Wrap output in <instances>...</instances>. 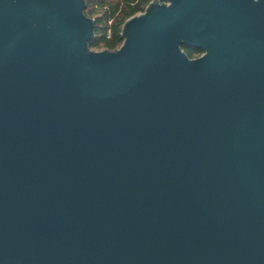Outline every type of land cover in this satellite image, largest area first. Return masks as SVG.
Here are the masks:
<instances>
[{
    "label": "water",
    "instance_id": "obj_1",
    "mask_svg": "<svg viewBox=\"0 0 264 264\" xmlns=\"http://www.w3.org/2000/svg\"><path fill=\"white\" fill-rule=\"evenodd\" d=\"M86 6L0 0V264H264V0Z\"/></svg>",
    "mask_w": 264,
    "mask_h": 264
},
{
    "label": "trees",
    "instance_id": "obj_2",
    "mask_svg": "<svg viewBox=\"0 0 264 264\" xmlns=\"http://www.w3.org/2000/svg\"><path fill=\"white\" fill-rule=\"evenodd\" d=\"M151 0H86L85 12L96 20L95 37L90 41L92 49L119 48L123 42L121 30L131 16L143 12ZM186 51V50H185ZM186 53L192 58V54Z\"/></svg>",
    "mask_w": 264,
    "mask_h": 264
},
{
    "label": "flooded vegetation",
    "instance_id": "obj_3",
    "mask_svg": "<svg viewBox=\"0 0 264 264\" xmlns=\"http://www.w3.org/2000/svg\"><path fill=\"white\" fill-rule=\"evenodd\" d=\"M184 49L192 54V56H193L192 58H197V57H200V56L205 54V50L202 49V48H197V47L188 48V47H184Z\"/></svg>",
    "mask_w": 264,
    "mask_h": 264
},
{
    "label": "rangeland",
    "instance_id": "obj_4",
    "mask_svg": "<svg viewBox=\"0 0 264 264\" xmlns=\"http://www.w3.org/2000/svg\"><path fill=\"white\" fill-rule=\"evenodd\" d=\"M94 50H98V51H99V50H103V49H100V48H99V49H94Z\"/></svg>",
    "mask_w": 264,
    "mask_h": 264
}]
</instances>
